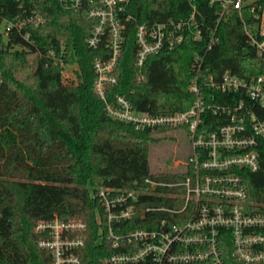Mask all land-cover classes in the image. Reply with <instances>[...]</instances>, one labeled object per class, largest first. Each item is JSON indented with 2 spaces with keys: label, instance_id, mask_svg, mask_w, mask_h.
I'll use <instances>...</instances> for the list:
<instances>
[{
  "label": "trees",
  "instance_id": "obj_1",
  "mask_svg": "<svg viewBox=\"0 0 264 264\" xmlns=\"http://www.w3.org/2000/svg\"><path fill=\"white\" fill-rule=\"evenodd\" d=\"M191 5L204 27L212 29L217 7L207 0L130 1L124 15L132 18L124 30L117 84L108 89L109 99L123 95L137 109L155 114L182 112L191 106L190 63L204 47L202 41L187 37L173 50L149 56L143 82H137L134 66L136 26L188 17ZM36 8L45 18L41 26L30 28L36 48L43 53L48 49L57 52L62 45L67 52L65 62L73 51L77 81L62 83L60 69L45 58L31 68L26 53L7 51L0 38V264H53L50 253L38 248L35 225L55 217L87 224L86 242L79 252L81 264H101L113 250L106 241L97 244L99 206L90 196L91 189L108 186L148 191L146 179L174 180L172 172L151 174L149 170L154 135L166 130L137 131L107 116L93 90L96 75L91 66L95 57H106L100 49L86 46L96 23L87 17L86 9H66L57 0H38ZM11 9L17 10L16 0ZM6 12L0 10L3 16ZM216 30L219 41L205 58L212 71L229 70L245 79L264 77V59L253 49L244 52L246 38L237 16L219 22ZM255 113L264 120V111L255 109ZM257 149L259 168L240 173L248 213L264 215V140ZM137 223L138 228L146 227ZM220 237V264H244L233 256L229 237Z\"/></svg>",
  "mask_w": 264,
  "mask_h": 264
},
{
  "label": "built area",
  "instance_id": "obj_2",
  "mask_svg": "<svg viewBox=\"0 0 264 264\" xmlns=\"http://www.w3.org/2000/svg\"><path fill=\"white\" fill-rule=\"evenodd\" d=\"M16 1L17 10L12 12V0H0V10L7 11L5 16L0 14V38L6 40V50L26 53L35 66L45 58L60 69L62 83L75 82L63 68L77 69L73 51L65 62L67 52L62 45L57 52L48 49L45 53L35 46L30 28L45 22L36 8L38 0ZM57 1L66 9H86L87 17L96 22L85 43L106 57H95L91 66L96 75L93 90L104 103L107 116L137 131L184 129L190 142L191 153L184 162L175 163L172 181L146 179L148 191L108 186L91 189L90 196L99 206L97 244L106 241L113 250L101 264H220L222 234L229 237L238 261L264 264V215L248 213L247 190L240 173L259 168L257 146L264 140V120L255 109L264 111V77L245 79L229 70L216 74L205 63L219 41L218 23L233 16L242 23L244 52L253 49L264 59V0H207L217 7L212 29L197 19L194 5L188 17L136 26L137 82L145 80L144 64L149 56L171 51L187 37L204 43L190 63L191 106L165 114L139 110L123 95L108 98V89L117 84L124 30L132 18L124 13L131 0ZM2 83L0 71V86ZM213 120L218 123L211 127ZM140 221L146 227H136ZM35 226L38 248L50 253L53 264H81L79 252L87 231L84 221L64 222L55 217Z\"/></svg>",
  "mask_w": 264,
  "mask_h": 264
},
{
  "label": "rangeland",
  "instance_id": "obj_3",
  "mask_svg": "<svg viewBox=\"0 0 264 264\" xmlns=\"http://www.w3.org/2000/svg\"><path fill=\"white\" fill-rule=\"evenodd\" d=\"M257 0H246L252 3ZM2 27H0V30ZM3 44L6 40H2ZM28 64L31 68L35 67L33 57L27 56ZM72 79L77 81V69L75 66L63 67ZM72 72V73H71ZM70 84V83H69ZM165 132L154 135L155 142L149 147V170L151 174L173 172L175 163L184 162L190 155V142L185 130L164 129Z\"/></svg>",
  "mask_w": 264,
  "mask_h": 264
}]
</instances>
